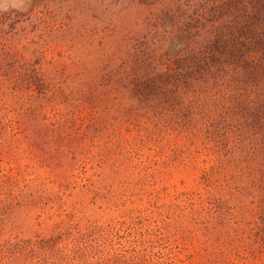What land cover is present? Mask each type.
Segmentation results:
<instances>
[{"label":"rangeland","instance_id":"obj_1","mask_svg":"<svg viewBox=\"0 0 264 264\" xmlns=\"http://www.w3.org/2000/svg\"><path fill=\"white\" fill-rule=\"evenodd\" d=\"M146 14L0 0V264H264L212 138L92 107L120 64L114 40L143 34Z\"/></svg>","mask_w":264,"mask_h":264},{"label":"trees","instance_id":"obj_2","mask_svg":"<svg viewBox=\"0 0 264 264\" xmlns=\"http://www.w3.org/2000/svg\"><path fill=\"white\" fill-rule=\"evenodd\" d=\"M132 1L147 11L144 33L114 40L120 64L101 76L92 107L206 133L224 158L226 184L250 198L244 212L257 215L255 237L264 244V0ZM103 32L116 37L114 28ZM247 240L237 253L253 252L257 239Z\"/></svg>","mask_w":264,"mask_h":264}]
</instances>
